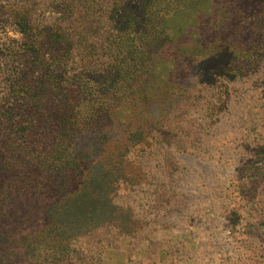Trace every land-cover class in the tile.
Masks as SVG:
<instances>
[{
    "label": "rangeland",
    "instance_id": "obj_1",
    "mask_svg": "<svg viewBox=\"0 0 264 264\" xmlns=\"http://www.w3.org/2000/svg\"><path fill=\"white\" fill-rule=\"evenodd\" d=\"M124 1L80 0L85 53L72 69L105 71L115 55L99 34L109 28L111 47L130 43L117 27L134 0ZM155 1L169 28L158 70L130 91L134 100L97 88L110 98L97 107L110 114L105 131L86 107L68 131L45 128L34 156L42 165H32L6 141L18 143V124L45 118L49 102L9 84L45 73L33 56L49 62L42 40L51 25L64 28V9L62 0H0V223L37 243L3 247L0 264H264V0ZM11 158L19 184L2 170Z\"/></svg>",
    "mask_w": 264,
    "mask_h": 264
},
{
    "label": "trees",
    "instance_id": "obj_2",
    "mask_svg": "<svg viewBox=\"0 0 264 264\" xmlns=\"http://www.w3.org/2000/svg\"><path fill=\"white\" fill-rule=\"evenodd\" d=\"M109 2L110 0H106ZM128 1V0H126ZM124 1V2H126ZM179 1L182 0H173ZM186 0H183L185 2ZM63 11L59 13L61 16L59 18L60 24L64 28L61 30L56 25H51L48 30H46V39L42 40L46 43L48 48V61L42 62L45 55H34L33 59L44 66L47 69L43 74H31L30 77L27 74L19 75L15 80L10 81V88L14 85L19 90L24 87L32 86L35 90L36 95H41L47 103V107L42 102V108L46 112V117L43 118L44 113H35L34 116L37 119L33 122V126L29 124L20 123L17 134L19 135L18 143L14 142L16 140L14 137L9 136L7 143L11 144V150L14 153L18 151L26 152L30 160L27 161L35 164L38 162L42 165V158L34 157L38 154V151L43 147V142L49 139L46 127L50 129H56L61 132L68 131V127L71 123H76V119L80 118L81 115H87L84 111L86 107H90V110L94 107L95 110H99L101 122L103 123L105 131L110 119V114L102 115L101 110L98 107V103H107L110 99L109 97H104L102 94L95 93L97 88L99 90L105 89L108 86H118L121 87V92L116 91V94H120L118 99L134 100L130 98V91H138V86L146 83L147 78L155 74L158 70V65L153 64L159 55V50L161 49V44L167 42L169 35V28L165 25H160L159 23L165 20L163 16V11L159 8V3L155 0H134L132 5L130 1L124 3L126 6L123 9V13L119 15V26L116 24L114 18L107 19L108 25L112 22L115 26L117 25L119 30H123V34H128L129 42L127 46H117L111 47L108 43L113 37V31L109 28V31L99 34L101 37V43L105 45V49L108 51L107 55H115L113 60L117 62L109 61L107 66L104 68V72H97L91 69L88 72L83 73L80 69H72L74 59L77 55H82L85 53L82 34L80 33L82 21H84L82 11L80 10V0H62ZM144 7L142 19L133 25L131 23L133 9H138V5ZM142 14V12H141ZM20 16V15H19ZM140 16V15H139ZM21 20L26 21V17H20ZM24 18V19H23ZM18 22L21 30L26 28L27 23L22 24ZM65 23V24H63ZM106 28V27H105ZM68 29L69 31H65ZM101 27V31H102ZM113 30V29H112ZM22 32V31H21ZM97 42V40H96ZM42 44V43H41ZM39 45V43H38ZM37 45V46H38ZM40 46V45H39ZM94 50L96 47L91 45ZM97 51V50H96ZM96 51L94 54L96 55ZM83 59V58H81ZM72 61V62H71ZM80 64V61L78 60ZM87 66H89L87 64ZM123 71L122 74L119 71ZM72 74V76H70ZM115 94V93H114ZM115 94V95H116ZM117 97V95H116ZM32 106H35L34 104ZM15 111H19L21 107H16ZM21 111V110H20ZM66 116H62L63 114ZM97 119V116H95ZM67 118V119H66ZM105 118V119H104ZM36 123H38V128H36ZM41 130V132H46L36 134V130ZM102 131V129H101ZM88 132L84 129L82 133ZM31 135V136H29ZM43 141V142H41ZM51 152H54L53 150ZM73 152V151H72ZM75 152V151H74ZM13 157H16L15 155ZM24 159V158H23ZM17 159H10L7 165H4L2 170L9 171L10 176H15V183L18 182L19 175L22 173L23 168L16 164ZM88 165H96V162L88 163ZM34 166H37L34 165ZM32 175V172H30ZM11 178V177H10ZM13 182L12 179L9 180ZM3 182H0V203L2 202L1 195H5L4 189L1 187ZM12 184L13 186L18 185ZM30 204V203H29ZM32 236L23 234L21 229L15 230L4 223H0V250L5 247L11 249L13 247L24 249L28 252V249L36 245ZM26 255V253H24ZM29 258V257H26Z\"/></svg>",
    "mask_w": 264,
    "mask_h": 264
},
{
    "label": "crops",
    "instance_id": "obj_3",
    "mask_svg": "<svg viewBox=\"0 0 264 264\" xmlns=\"http://www.w3.org/2000/svg\"><path fill=\"white\" fill-rule=\"evenodd\" d=\"M255 247H256V246H252V248H254V249H255ZM258 248H259V247H258ZM254 249H252V252H256V250H254ZM241 263H243V261H241ZM252 264H256V262L253 260V261H252Z\"/></svg>",
    "mask_w": 264,
    "mask_h": 264
}]
</instances>
